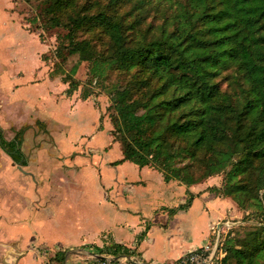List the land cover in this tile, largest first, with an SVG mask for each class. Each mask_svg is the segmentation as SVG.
<instances>
[{
    "label": "trees",
    "instance_id": "1",
    "mask_svg": "<svg viewBox=\"0 0 264 264\" xmlns=\"http://www.w3.org/2000/svg\"><path fill=\"white\" fill-rule=\"evenodd\" d=\"M114 1L130 11L121 17L70 16L69 22L64 17L74 0L44 3L48 24L68 30L58 58L80 54L90 63L91 82L107 89L112 135L123 152L117 163L153 168L165 182L187 187L223 173L221 186L206 191L231 198L262 221L249 223L243 234L235 231L241 226L232 227L222 262L264 264V0ZM151 13L159 24L143 34ZM93 27L111 45L108 53L78 40L80 30ZM114 70L130 80L107 87ZM193 199L171 212L188 209ZM100 252L132 256L115 244ZM56 260L63 262L65 254Z\"/></svg>",
    "mask_w": 264,
    "mask_h": 264
},
{
    "label": "crops",
    "instance_id": "2",
    "mask_svg": "<svg viewBox=\"0 0 264 264\" xmlns=\"http://www.w3.org/2000/svg\"><path fill=\"white\" fill-rule=\"evenodd\" d=\"M1 46L0 43V74L6 72L10 64L5 51L7 64L2 62L4 47ZM8 82L11 85L5 87L3 97L0 95V264H26L24 259L29 253L41 258L42 264L45 256L53 257L50 264H63L64 261L59 262L56 257L60 253L66 257L69 252L76 253L69 256L67 264H95L109 257L126 264H179L190 252L213 242V228L217 224L236 217L238 208L230 199L206 191L221 186L213 178L204 185L187 187L176 181L167 183L157 170L138 166L147 179L135 181L123 176L118 180L105 174L104 180L101 171L96 170L100 166L121 167L131 163L118 164L123 157L116 161L110 157L97 160L98 167L79 161L101 152L102 147L92 141L97 133L107 132L113 142H118L112 135L114 126L106 121L102 123L104 107H97L96 123L94 121L92 126L95 134L86 136L89 141L68 140V144L63 137L58 140L57 129L50 126V119L35 115L34 111H40L39 108L35 107L28 117L27 108L32 105L23 102ZM64 99L72 110L81 112L87 107L84 100L70 99L66 95ZM21 104L23 107L19 106ZM39 121L48 126H37ZM64 129L62 126L61 134ZM9 143L15 149L6 147L8 153L1 146ZM68 146V149L63 148ZM107 147L111 148L110 143L103 148ZM90 165L96 172L92 180L87 176V182H93L94 195L99 194L100 198L97 197L92 206H74L71 200L82 196L85 184L80 180L86 176ZM149 182L156 186L148 188ZM191 195L194 199L188 209L171 212L186 204ZM62 197H66L65 201L59 203ZM96 209L98 215L94 214ZM160 221L165 223H158ZM50 228L55 232L54 240L45 235L44 230L50 232ZM125 229L131 231L130 236L125 234ZM156 229L161 231L158 238L153 236ZM114 244L129 249L132 256L115 257L100 252ZM18 257H21L20 263Z\"/></svg>",
    "mask_w": 264,
    "mask_h": 264
},
{
    "label": "rangeland",
    "instance_id": "3",
    "mask_svg": "<svg viewBox=\"0 0 264 264\" xmlns=\"http://www.w3.org/2000/svg\"><path fill=\"white\" fill-rule=\"evenodd\" d=\"M44 2L45 0H0V43L2 45L1 48L4 47L1 55L5 51V55L10 63H6L5 55L3 54L2 62L6 63L8 66L6 72L3 71V73L0 74V95L3 97L5 87L11 85L8 82L9 80L13 86L12 90H16V94L20 99L28 105H32V107L27 106L30 107L27 108L28 117L30 113L32 114L35 107H37L40 111H34L35 115L50 119V126H55V129H57L56 136L58 140L60 137H63L67 142L68 140H73L78 143L82 141L86 143L89 141L86 136L90 137L95 134L92 130V126L96 123L97 107H104L105 113L102 115V123L106 121L110 126H114L111 113L107 112V109L111 105L110 98L106 94L107 89L101 87L100 84L91 82L90 63L83 61L80 54L67 55V53H63V56H66V58H58L57 48L62 42V39L68 35V30L64 27H55L51 20L48 24L49 17H46V4ZM130 9V5H126L122 2H115L114 0H74V7L68 16L64 17V20L65 22H69L68 17L70 16L73 18H81L84 16L94 18L101 13L112 17H121L127 14ZM153 12L155 13V9ZM154 13H151L147 22L141 26L143 34L148 33L151 25L159 24L154 18ZM151 36L153 35H148V38ZM77 38L81 42L89 41L99 53H108L111 47L103 33L95 27L90 31L87 29L83 31L80 30L77 33ZM109 74V79L105 82L106 86L109 88L117 84L124 86L130 80L129 76L115 70L111 71ZM88 90L93 93V96L84 99L82 92ZM64 95L70 99L77 98L78 100H84V104L87 105V107L81 110L82 113L76 109L72 110V108L68 106V101L64 99ZM19 106L23 107V104ZM42 114H46L47 116H43ZM31 118H27V120ZM37 126L48 125L39 121ZM62 126H65L63 134H61L62 132L60 133ZM64 132L66 133L64 134ZM80 135H85V138H79ZM92 141H95L97 145L102 147L101 152L94 153L93 156H90L88 159L80 158L79 161L85 160L90 164H96L98 167L96 163L97 160L101 161L110 157L113 159L112 161H116L123 157L121 144L119 142H113L111 136L107 132L97 133ZM108 143H110L111 148H103ZM63 148L68 149L69 146ZM94 168L90 165L86 169V176H83L84 178L81 177L80 181L82 185L83 183L85 184V189L82 190L83 194L80 198L71 200V202L74 203L72 205L75 206L76 204V206L88 207L95 203L97 197L100 198L99 194L97 196L94 195L95 187L93 182H87V176L92 180L93 172H96V170L98 172L101 171L104 180L106 176L110 178L118 177V180L122 179L123 176H126L130 180L135 179V181L147 179L141 174L143 171H140V168L132 163H127L121 167L111 166L105 168L104 166H100L96 170ZM210 179H206L201 182L200 185H204ZM213 179L222 184L224 174H219L213 177ZM24 184L23 182V188H25ZM16 185L18 186L17 183ZM95 185L97 186L96 182ZM147 186L148 188L155 187L156 184L149 182ZM263 195L264 192L261 193V196ZM65 198L66 197H62V200L59 198V203L65 201ZM227 199H230L234 206L238 208L235 210L236 217L225 219L219 224L228 225L230 229L234 226H241V228L236 227L237 229H235V231L243 234L250 230V225L254 222L258 220L262 221L258 219L257 216L252 215V211H243L239 209L237 203L231 198ZM64 204L65 203H63V205ZM107 213L111 214V212ZM94 214H99L97 209L94 210ZM155 220L158 219L155 218ZM158 223L163 224L165 222L160 221ZM44 231L46 232L45 235H50V240L55 239V232L51 228L50 232L48 229ZM225 231H227V229ZM124 232L125 234H129V236L131 234L129 229H125ZM160 232L161 231L156 229V233L153 236L158 238ZM150 249L152 248L150 247ZM45 250L47 251L49 249L46 248ZM45 253L46 252H44L43 255H45ZM227 254L226 252L225 255L227 256ZM21 257L17 258L19 263ZM27 257L28 258L24 259L26 264H42V259L35 258L32 253H29ZM45 257L46 259H44L43 264H50L53 257Z\"/></svg>",
    "mask_w": 264,
    "mask_h": 264
},
{
    "label": "built area",
    "instance_id": "4",
    "mask_svg": "<svg viewBox=\"0 0 264 264\" xmlns=\"http://www.w3.org/2000/svg\"><path fill=\"white\" fill-rule=\"evenodd\" d=\"M227 229V231H225ZM227 225L217 224L213 228V242L199 250L190 252L186 257L180 260L179 264H215L216 261H222L226 255L225 243L230 232ZM95 264H126L125 262L114 259H99Z\"/></svg>",
    "mask_w": 264,
    "mask_h": 264
},
{
    "label": "water",
    "instance_id": "5",
    "mask_svg": "<svg viewBox=\"0 0 264 264\" xmlns=\"http://www.w3.org/2000/svg\"><path fill=\"white\" fill-rule=\"evenodd\" d=\"M75 253H76V252H69V253L66 255V257H65V260H64L63 264H67V261H68L69 256H70L71 254H75Z\"/></svg>",
    "mask_w": 264,
    "mask_h": 264
},
{
    "label": "flooded vegetation",
    "instance_id": "6",
    "mask_svg": "<svg viewBox=\"0 0 264 264\" xmlns=\"http://www.w3.org/2000/svg\"><path fill=\"white\" fill-rule=\"evenodd\" d=\"M1 148H2L4 151L8 152V153L10 152V151H8V150L6 149V146H4V147L1 146ZM16 150H17V149H16ZM16 150H15V151H16ZM15 151H12V152H15Z\"/></svg>",
    "mask_w": 264,
    "mask_h": 264
}]
</instances>
